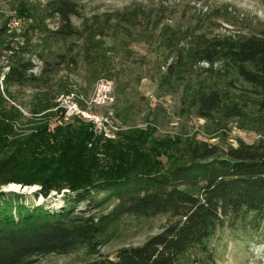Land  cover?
I'll use <instances>...</instances> for the list:
<instances>
[{
    "label": "trees",
    "instance_id": "obj_1",
    "mask_svg": "<svg viewBox=\"0 0 264 264\" xmlns=\"http://www.w3.org/2000/svg\"><path fill=\"white\" fill-rule=\"evenodd\" d=\"M82 1L46 0L36 19L38 27L42 23L39 40L6 47L2 82L7 90L48 82L61 66H78L79 61L95 69L121 45L117 40L106 46L103 38L84 35L73 21L81 17ZM73 39L82 41L80 49L70 43ZM193 57L194 63L207 62L204 70L216 78L197 96V116L218 114L227 125L253 115L264 128V34L210 38ZM35 58L42 61L40 73L33 71ZM180 58L168 65V78L181 73L185 62ZM74 119L78 125L69 121L57 129L62 147L56 160L53 154L26 176L20 170L28 144L0 160V264H30L39 256L68 254L80 247L96 256L71 264H179L182 255L197 249L214 260L208 241L219 229L248 214L264 216V139L227 150L194 143L183 161L165 169L128 158L124 147L133 137L127 136L118 149L103 142L83 116ZM10 183L39 188L32 193L3 190ZM53 191L64 193L59 207L47 202ZM128 215H169L170 221L117 260L101 256L98 249L114 239ZM211 260L198 258L195 264Z\"/></svg>",
    "mask_w": 264,
    "mask_h": 264
},
{
    "label": "rangeland",
    "instance_id": "obj_2",
    "mask_svg": "<svg viewBox=\"0 0 264 264\" xmlns=\"http://www.w3.org/2000/svg\"><path fill=\"white\" fill-rule=\"evenodd\" d=\"M45 1L0 0V160L20 145L28 144L21 175L26 176L35 165L51 160L53 154L56 160L62 147L57 144V129L69 124L60 120L71 96L83 111L112 121L114 126L109 127L108 135L104 130L97 131L103 142L121 149L127 136L133 137L135 140H129L124 150L129 152L128 158L140 165L169 169L184 160L187 147L194 143L204 142L227 150L242 142L259 143L264 139V128L253 115L248 120L236 119L227 125L220 121L218 114L210 118L197 116L196 98L216 78L204 70L207 62H193L195 52L210 38L264 34V2L84 0L80 3L81 17H74V23L86 37H101L106 46L121 40V45L109 52L105 61L96 63L95 69L79 61L78 66H61L51 73L48 82L12 85L7 90L2 82L8 61L6 47L39 40L42 23L38 27L36 19L39 21ZM71 42L75 50L80 49L81 40ZM180 56L185 62L181 73L168 78V65ZM35 62L33 71L40 73L42 61L35 58ZM102 78L113 82L116 96L113 108L100 106V101L91 107L84 102ZM124 85L129 87L121 90ZM70 123L73 127L79 124L76 119ZM133 143L136 149L131 153ZM110 161L104 160V163ZM89 165L85 170L90 169ZM12 184L17 183L3 186V190L15 191ZM18 185L21 189L18 191L25 187H35L33 191L39 188L37 184ZM63 194L53 191L47 202L59 207L64 203ZM84 207V203L79 206ZM169 221V215H128L114 239L98 249L99 254L117 260L121 252L144 244ZM208 247L214 260L197 249L182 255L179 264H195L198 258L211 260L212 264H264V216L248 214L232 220L216 232ZM95 256L80 247L68 254L39 256L30 264L80 263Z\"/></svg>",
    "mask_w": 264,
    "mask_h": 264
},
{
    "label": "built area",
    "instance_id": "obj_3",
    "mask_svg": "<svg viewBox=\"0 0 264 264\" xmlns=\"http://www.w3.org/2000/svg\"><path fill=\"white\" fill-rule=\"evenodd\" d=\"M81 95L85 96L84 94ZM87 100L90 103V107L93 106V101H100V106L108 105V108H113L112 105L116 102L113 82L105 78L98 80L93 94L87 97ZM75 112H83L85 116H89V121L94 124L95 129L99 132L104 130V134H109V127L114 126L112 121L106 120L104 116H99L97 113H92L91 111L78 110L73 103L72 96L65 107L64 115L60 121L66 123L73 120L75 118Z\"/></svg>",
    "mask_w": 264,
    "mask_h": 264
},
{
    "label": "bare ground",
    "instance_id": "obj_4",
    "mask_svg": "<svg viewBox=\"0 0 264 264\" xmlns=\"http://www.w3.org/2000/svg\"><path fill=\"white\" fill-rule=\"evenodd\" d=\"M83 99H84V98H83ZM84 102H86L87 104L90 105V103L88 102V100H85V99H84ZM95 102H98V101H93V103H95ZM74 104L76 105V108H78V110L83 111L82 108L78 105V103H75V102H74ZM64 110H65V109H64ZM63 112H65V111H63ZM75 114H76L77 116L80 114V115H82V116L88 118V120H89V116H85V115L83 114V112H75ZM112 114H113L112 112L109 113V115H111V116H112ZM108 118H109V117H106V120H108ZM107 135H108V134H107ZM12 185H13V184H12ZM15 187L18 188L19 185L16 184Z\"/></svg>",
    "mask_w": 264,
    "mask_h": 264
},
{
    "label": "water",
    "instance_id": "obj_5",
    "mask_svg": "<svg viewBox=\"0 0 264 264\" xmlns=\"http://www.w3.org/2000/svg\"><path fill=\"white\" fill-rule=\"evenodd\" d=\"M11 187L13 188L12 190H15V191L21 190L19 187H18V188L15 187V184L12 185ZM28 189H29L30 191H33V189H35V187H33V188H32V187H31V188H27V187H25V188L22 189L21 192H26ZM29 190H28V191H29ZM30 191H29V192H30ZM30 193H31V192H30Z\"/></svg>",
    "mask_w": 264,
    "mask_h": 264
}]
</instances>
